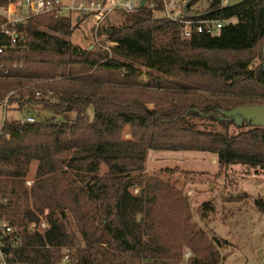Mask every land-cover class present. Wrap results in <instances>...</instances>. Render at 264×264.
I'll return each mask as SVG.
<instances>
[{
  "label": "trees",
  "instance_id": "trees-1",
  "mask_svg": "<svg viewBox=\"0 0 264 264\" xmlns=\"http://www.w3.org/2000/svg\"><path fill=\"white\" fill-rule=\"evenodd\" d=\"M12 1L0 0V10ZM198 1L184 14L224 22L216 34L183 38L179 21L147 4L118 10L99 29L116 44L111 58L69 39L89 15L49 12L15 24L26 46L0 56V106L35 118L0 132V220L19 228L15 261L60 264L68 253L69 264H182L190 251L187 264H223L229 242L193 220L181 187L146 172L149 151H200L216 155L219 171L264 173V127L233 130L219 111L264 104V69L250 68L262 60L264 0H211L194 12ZM8 20L0 12V27ZM256 204L264 212L263 198ZM215 211L206 202L200 218Z\"/></svg>",
  "mask_w": 264,
  "mask_h": 264
},
{
  "label": "rangeland",
  "instance_id": "rangeland-1",
  "mask_svg": "<svg viewBox=\"0 0 264 264\" xmlns=\"http://www.w3.org/2000/svg\"><path fill=\"white\" fill-rule=\"evenodd\" d=\"M152 1L156 2L150 0V2ZM167 1H175L178 5L184 0ZM210 1L199 0L191 9L194 12L204 11ZM224 4H226V0H224ZM170 11L171 15L179 13L177 8L170 9ZM0 12L6 14L8 19L13 20L25 15L27 10L22 9L14 12L1 9ZM154 13L157 17H167L164 8L155 9ZM75 15L73 16L75 17ZM120 18L114 16L112 20L114 23L117 22L115 24H119ZM229 22H237V19L233 18ZM93 27L94 20L88 16L69 39L75 44L87 47L93 40ZM262 61L263 59L255 57L250 68H257L262 65ZM141 79L147 80L145 70ZM3 116H7L8 119H23L28 116V113L5 112L0 106V118ZM43 116L50 115L45 113ZM238 127L246 129L247 125L232 126V129L235 130ZM124 137L131 138L128 130L125 131ZM36 167L35 164L31 167L27 180L32 184ZM175 167H179L187 173L168 174L164 172L165 168ZM146 172L158 174L165 180L174 182L181 187L191 201L193 220L206 229L212 238L218 236L229 242L228 246L221 249V253L225 257L223 264H264V212L259 211L256 204L258 198L261 197L264 200V173L255 174L254 169L243 165H234L219 171L216 155L200 151H149ZM137 192L138 190H135V193ZM244 192H247L249 197L243 201L227 202L225 200L230 196H238ZM206 202H211L216 211L209 214L208 220H202L199 208ZM42 223H46L45 217L42 218ZM190 255L191 252L186 251L182 264H187Z\"/></svg>",
  "mask_w": 264,
  "mask_h": 264
},
{
  "label": "built area",
  "instance_id": "built-area-1",
  "mask_svg": "<svg viewBox=\"0 0 264 264\" xmlns=\"http://www.w3.org/2000/svg\"><path fill=\"white\" fill-rule=\"evenodd\" d=\"M156 2L146 0V4L151 9H163L166 11L167 17L177 20L182 25L181 35L183 38H190L194 33H209L216 34L223 27L224 22L213 19H193L188 15H185L183 8L187 5L186 0L182 1L178 5L175 1L168 2L167 0H155ZM141 0H16L10 2L8 6L9 11L17 12L22 9L28 11L27 16H20L17 19H9V23L12 24L9 27L4 24L0 27V56L6 54L10 50L23 49L26 46V34L21 33L16 28L15 24L23 22L33 15H39L49 12H56L57 15L63 16L67 14L89 15L94 20L93 27V46L101 49L110 54L112 57L111 49L116 44L109 41L106 36L99 34V29L102 23L108 16L112 15L115 11L123 10L126 12H133L140 7ZM145 4V5H146ZM177 8L179 13L177 15H171L170 9ZM7 72V70H5ZM6 103H4L3 109L5 110ZM6 112V110H5ZM13 120H19L21 123L29 122L34 123L35 118L33 116H26L23 119H8L7 116L0 118V132L5 123H10ZM28 186H31L30 181L26 182ZM47 222L42 223L41 227L45 229ZM36 224H32L35 227ZM19 234V228L13 226L8 220H0V264H22L19 261L14 260V249L18 245L16 236ZM72 260L70 254L65 253L61 259L60 264H69Z\"/></svg>",
  "mask_w": 264,
  "mask_h": 264
},
{
  "label": "water",
  "instance_id": "water-1",
  "mask_svg": "<svg viewBox=\"0 0 264 264\" xmlns=\"http://www.w3.org/2000/svg\"><path fill=\"white\" fill-rule=\"evenodd\" d=\"M247 0H226V6H236ZM146 0H141L140 7H144ZM262 69H264V40L262 47ZM224 117L232 119L234 124L242 126L243 124L253 127H264V104H252L238 106L229 110H219Z\"/></svg>",
  "mask_w": 264,
  "mask_h": 264
},
{
  "label": "crops",
  "instance_id": "crops-1",
  "mask_svg": "<svg viewBox=\"0 0 264 264\" xmlns=\"http://www.w3.org/2000/svg\"><path fill=\"white\" fill-rule=\"evenodd\" d=\"M65 1V0H64ZM66 1H68V0H66ZM27 14H28V11H27V13L25 14V15H23L24 17L25 16H27ZM20 17V16H19ZM75 17H78V20H79V16H75ZM82 23V22H81ZM81 25V24H80Z\"/></svg>",
  "mask_w": 264,
  "mask_h": 264
}]
</instances>
